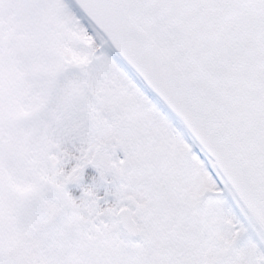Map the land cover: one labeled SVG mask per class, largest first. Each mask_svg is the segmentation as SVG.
<instances>
[{
  "label": "snow or ice",
  "instance_id": "obj_1",
  "mask_svg": "<svg viewBox=\"0 0 264 264\" xmlns=\"http://www.w3.org/2000/svg\"><path fill=\"white\" fill-rule=\"evenodd\" d=\"M5 7L0 264H264V0Z\"/></svg>",
  "mask_w": 264,
  "mask_h": 264
},
{
  "label": "rangeland",
  "instance_id": "obj_2",
  "mask_svg": "<svg viewBox=\"0 0 264 264\" xmlns=\"http://www.w3.org/2000/svg\"><path fill=\"white\" fill-rule=\"evenodd\" d=\"M71 22V18H69ZM28 21L23 18L18 9L14 7H5L0 10V28L6 29L9 42L12 44L11 51L14 55L23 54V41L27 38L24 27Z\"/></svg>",
  "mask_w": 264,
  "mask_h": 264
}]
</instances>
